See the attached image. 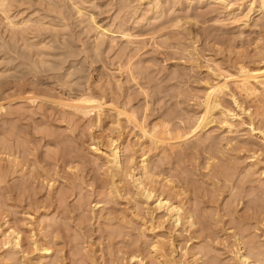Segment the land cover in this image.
I'll use <instances>...</instances> for the list:
<instances>
[{
    "label": "rangeland",
    "instance_id": "374dc122",
    "mask_svg": "<svg viewBox=\"0 0 264 264\" xmlns=\"http://www.w3.org/2000/svg\"><path fill=\"white\" fill-rule=\"evenodd\" d=\"M6 3L0 264H264L261 0ZM134 168L194 228L138 194Z\"/></svg>",
    "mask_w": 264,
    "mask_h": 264
},
{
    "label": "bare ground",
    "instance_id": "6f19581e",
    "mask_svg": "<svg viewBox=\"0 0 264 264\" xmlns=\"http://www.w3.org/2000/svg\"><path fill=\"white\" fill-rule=\"evenodd\" d=\"M7 1L6 0H0V12L3 14L4 19H6L7 21H9L11 23L13 18H12L11 14H10V12H11L10 10L13 7H11V3H6ZM208 1H211V2H216V1L217 2H225V0H208ZM261 3H263V6H264V0H261ZM12 6H14V5H12ZM14 7L16 9L17 6H14ZM19 7H17L16 10H19L21 8V7L20 8ZM28 8H30V7H28ZM77 9H78V12L80 14L82 12L81 9L79 7ZM90 20H92L93 26H95L96 25V23H94L95 22L94 21L95 18L92 15H90ZM94 28L101 29V25L100 26H96ZM107 31L112 32L111 30H107ZM14 38H12V39H14ZM234 102H235V104H237V100L235 98H234ZM220 110L224 114H230L231 115L230 111L227 108L223 107V106L220 108ZM252 130H254V129H252ZM108 148H109V151H110V155L108 156V157H110V160H109V158H108V160L112 164L111 166H113L114 168H116L120 172L124 171L125 166L123 165L124 163H123L122 156H121V154H122L121 153V151H122L121 144H118L116 142V140L111 139ZM127 175L132 179V182L135 185L137 193L138 194L140 193L142 196H144L147 201L153 200V202L156 203L157 209H160V210L163 209L164 211H166V213L168 215V218H170V220L172 221V223L176 227L178 225H181V226L188 225L190 227V229L192 227L194 228L196 223L193 220V214L190 211L186 212V209L183 207L184 204L182 205V203H180L179 201L178 202L173 201L174 199L175 200L178 199L177 198L178 195H179L178 193H177V197L176 198L173 197V194H175V192L172 193V194L170 192V193H167L166 195H164L163 193H157L158 191L155 190V188H154L155 186L153 187L148 182H145L144 179L142 178L143 176H141V175L137 176L138 174H135V168L134 169H130L129 171L127 170ZM150 183H151V181H150ZM180 194H182V193H180ZM263 219H264V217H263ZM262 221H264V220H262ZM262 221L260 223H262ZM263 225H264V223H263ZM12 233H10V234H12ZM6 243L19 245L20 241H19L18 237H15L13 240H11V239L7 240ZM161 249H160V251H161ZM42 250H44V248H42ZM240 255H241V258H242L241 264H251L252 261L251 260H250L251 262L249 261L248 255H246L243 252ZM160 256H163V255H160ZM249 256L252 257V255H249ZM132 258H134V256ZM255 262H257L256 264H258V261H255Z\"/></svg>",
    "mask_w": 264,
    "mask_h": 264
}]
</instances>
